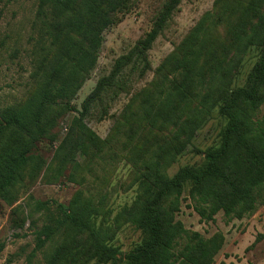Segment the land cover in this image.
Wrapping results in <instances>:
<instances>
[{
    "label": "trees",
    "instance_id": "16d2710c",
    "mask_svg": "<svg viewBox=\"0 0 264 264\" xmlns=\"http://www.w3.org/2000/svg\"><path fill=\"white\" fill-rule=\"evenodd\" d=\"M33 1L45 55L29 96L0 109V200L12 207L20 186L34 184L42 173L47 183L61 178L77 154L86 165L125 162L135 196L110 222L106 195L98 193L95 201L78 190L66 207L53 203L57 214L45 213L40 227L35 215L51 206L30 197L29 211L21 205L11 209L13 228L22 230L28 221L33 230L30 256L40 252L44 264H214L224 236L206 238L176 216L185 194L204 222L220 212L240 220L264 205V0H215L113 116L104 140L88 129L87 118L99 108L107 114L104 104L126 91L132 75L152 70L148 51L181 0H162L149 31L98 79L80 110L71 102L96 65L103 32L130 0ZM70 111L77 116L43 171L38 145L56 139L58 120ZM213 112L224 121L217 143L198 151L199 164L170 176L169 168ZM124 225L141 239L122 254L112 241ZM263 238L258 235L256 242ZM3 249L0 243V260Z\"/></svg>",
    "mask_w": 264,
    "mask_h": 264
},
{
    "label": "rangeland",
    "instance_id": "374dc122",
    "mask_svg": "<svg viewBox=\"0 0 264 264\" xmlns=\"http://www.w3.org/2000/svg\"><path fill=\"white\" fill-rule=\"evenodd\" d=\"M214 2L215 0L180 1L166 28L148 51V61L152 70L146 71L143 76L132 75L126 91L115 99H108V103L104 104L107 114H103V109H95L86 120L88 129L101 140L108 136L113 116L121 111L136 89L151 80L152 71L182 41L202 15L212 9ZM161 5L162 0H130L127 8L116 14L114 23L102 34L96 65L78 90L71 102L72 105L80 110L81 103L98 79L108 75L115 60L127 54L149 31ZM35 20L36 4L33 0H0V109L20 103L32 90L33 74L38 71L39 62L45 55L41 50L44 35ZM252 56L253 52L246 58L241 80L250 67ZM263 114L264 104L260 109V116ZM76 116L74 111L64 114L54 129L56 139L52 143L38 145L37 154L45 162L43 171L51 163L58 145L67 133L68 126ZM223 125L224 121L213 112L196 133L192 145L169 168L168 174L173 175L185 165L199 164L202 156L198 151L203 152L217 143ZM109 163L105 161L86 165V159L77 154L74 163L61 178L47 183L42 179V173L34 184L27 187L28 183H25L20 186L18 201L12 207L0 200V243L4 244L0 264H44L43 254L40 252L30 256L34 248V237L29 222H26L22 230L12 226L14 215L11 209L21 205L29 211L27 203H30L28 201L30 197L34 200L47 201L51 206L49 212L35 215L38 227L43 224L45 213L57 214L53 203L66 207L78 190L84 191L86 195L96 196L95 201L98 199V193L106 195L105 210H109L111 222L121 207L132 202L135 187L129 186V165L125 162L108 165ZM176 219L187 230L196 231L206 238L217 232L224 236V245L215 257L214 264H264V238L256 242L257 236L264 234V205L258 206L253 214L240 220L226 218L220 212L214 217V221L204 222L194 212L192 203L185 194ZM140 239L139 232L131 226L124 225L116 233L112 245L123 254L133 248Z\"/></svg>",
    "mask_w": 264,
    "mask_h": 264
}]
</instances>
